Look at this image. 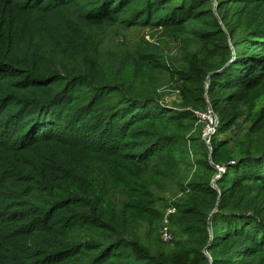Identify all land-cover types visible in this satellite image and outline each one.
I'll use <instances>...</instances> for the list:
<instances>
[{
	"label": "trees",
	"instance_id": "trees-1",
	"mask_svg": "<svg viewBox=\"0 0 264 264\" xmlns=\"http://www.w3.org/2000/svg\"><path fill=\"white\" fill-rule=\"evenodd\" d=\"M214 5L0 0V264H98L108 254L114 264H264V103L249 110L246 131L238 122L243 105H258L250 93L264 82V0ZM119 24L161 25L180 34L188 59L178 68L186 79L180 104L161 103L146 86L134 89L131 81L147 65L171 66L153 62L158 54L148 46L117 60L116 70L125 76L113 71L114 77H100L98 35ZM194 39L212 46L207 59L188 57ZM76 84L86 89L75 92ZM207 103L219 110V131L236 123L244 131V138L234 140L214 133L211 155L197 112ZM87 116L95 139L75 126ZM194 126L198 132L188 135ZM107 133L118 139L107 140ZM197 142L204 149L190 161V143ZM59 149L71 152L62 155ZM180 159L196 171L181 182L189 193L176 203V237L166 242L152 227L143 234L141 226H152L160 216L151 179L170 171L179 175ZM216 163L226 166L217 187ZM64 188L76 213L71 221L77 218L89 239L53 224L37 225L30 211L11 210L36 195L57 201ZM33 212L42 214V208ZM8 213L14 224L9 230Z\"/></svg>",
	"mask_w": 264,
	"mask_h": 264
},
{
	"label": "rangeland",
	"instance_id": "rangeland-1",
	"mask_svg": "<svg viewBox=\"0 0 264 264\" xmlns=\"http://www.w3.org/2000/svg\"><path fill=\"white\" fill-rule=\"evenodd\" d=\"M214 8L216 9L217 0H214ZM239 17V14H237L236 19ZM220 21L224 25L223 19L220 18ZM226 26V25H225ZM100 30L94 31L98 32ZM99 39V46H100V62L102 63L103 67L101 68L103 71V75L100 76L102 79L105 78V76H113V71H116L118 76H125L123 73L116 70L119 64L117 60L120 58H123V55L129 51V52H135L138 48L148 46V48H151V51H155L158 56L157 58L159 60L153 61H164L167 64H171L168 68L160 67V66H152L147 65L144 68L143 73L141 72V77H139L136 80H132L134 85V89L145 87L148 89V91L152 92L156 97H158V100L161 103H164L165 105H174L180 104L183 100L182 96V88L186 82V79L183 77H180V72H178V68L182 66H185L188 63V59L184 56V52L182 53V45L183 40L180 37L179 33H176L175 31L168 32L167 28L161 26V25H153V24H147V25H133V26H125V25H117L115 27H108L106 29H103L100 31V34L98 35ZM147 45H146V44ZM193 44V46H192ZM191 47L188 49L187 55L189 58H208V53H210L213 49L212 46L209 43L206 42H200L197 40H193V42H190ZM147 64V63H144ZM130 81V80H129ZM129 82V84L132 86V83ZM74 88H76L75 92H79L82 90H85L86 87L76 84L74 85ZM133 88V87H132ZM250 98L254 100L258 105H243L245 108V114H242L241 117L238 119V122L241 123V125H244V131H246L247 126L251 122L248 118L247 114L249 110H254V107H261L264 103V82L261 83L259 86H257L255 89H253L250 93ZM208 104V103H207ZM214 111V113L218 117V123L220 125V113L218 108L215 110L212 104H208L206 107V110H199L198 115L201 117L200 120L204 121L203 130L207 127L208 123V114L210 113L209 110ZM94 114V113H93ZM92 114V115H93ZM81 118L78 122L75 123V126L77 127L78 131L90 135L92 138H96V134H93V129L88 127L86 125L87 119ZM227 118V115H226ZM66 119V117H64ZM65 122V121H64ZM63 122V123H64ZM218 125V127H219ZM238 123L234 124L231 127H222L219 131L217 128V131L215 134H217L218 138H234L242 137L244 138V131L239 130L240 128L237 126ZM241 127V126H240ZM239 128V129H238ZM2 129L0 128V132ZM65 131V130H64ZM198 130H196V126H194L193 130L188 132V135L197 133ZM241 133V134H240ZM235 136V137H234ZM107 140L113 138L118 139L117 136L107 133L106 136H104ZM202 137H203V131H202ZM241 138V139H242ZM90 140V138H89ZM205 141V139H204ZM190 143V152H189V159L190 161L192 158L196 157L198 153H201V151L204 149L203 145ZM206 143V141H205ZM235 143V141H234ZM234 143L231 144L234 145ZM58 152L62 155L71 152L70 150H61L59 149ZM73 152L76 155L84 157L82 155V151L78 150L76 147H74ZM98 152H102L101 150H98ZM212 152V151H211ZM101 155H104V153H100ZM209 155L210 149H209ZM129 162L126 160H121V164H128ZM149 163L155 164L159 166L161 165L157 160H152ZM196 171L195 165H191L187 160H181L178 164V172L179 175H176L174 172L170 171L168 174H157L155 178H152L151 181L153 183L152 185V197H154L156 200V207L160 211V216L158 215L157 223L150 224L149 221L142 223L141 231L144 233V230L147 228H151L154 231V233H158L160 237H162V228L164 224L166 223L165 218L167 211L169 207L174 206L176 208L175 212L177 211V205L179 201H182L183 196H186L189 192V188H183L181 187L182 183H187L192 176L194 175V172ZM126 178L125 175H120L119 179L122 181ZM177 180V181H176ZM76 182L72 179L70 185H74ZM68 184V183H67ZM65 187V185H63ZM122 189H125L127 186L121 185L119 186ZM71 192L74 194L75 190L73 188H70ZM63 194L57 199V201L52 200V202L47 203L45 201H40L39 197L31 196L29 198V202L26 205H15L14 208L11 210H14V212H17L19 209L21 210H27L30 211V218H36L38 219L37 225L42 224H53L58 226L60 229L61 227L65 228L64 230H67L69 232L71 231H78L82 232L80 239H89L90 236L87 235V230L83 229L81 226H79V222H77V218L72 219L71 216L76 215V213L73 211L74 206L72 204L68 203V199L71 198L66 193L65 188L62 190ZM120 197L125 201L127 199L126 193L120 194ZM186 199H184L185 201ZM55 207V210L53 208ZM38 207L42 208V214H37L33 211L37 210ZM172 212L169 215V224L170 228L173 233V238L176 237L175 230L177 231L178 226L174 224L173 220L176 219L175 215H173ZM42 218V221H39V218ZM4 224L8 225L6 228L9 230V227H12L13 220L10 219L9 213L7 214V219L4 222ZM36 225V226H37ZM67 227V228H66ZM165 240L166 242L171 241ZM68 239L66 238V241ZM205 253L211 257L210 252L204 248L203 249ZM85 254H80L78 256V261L82 259L83 256H91V252H84ZM112 255L106 256L107 258H103L101 262H98V264H114L113 260H109ZM74 258H71L73 260ZM112 259V258H111ZM70 259H68L67 262H69ZM26 261L27 263L29 261ZM30 264V263H29Z\"/></svg>",
	"mask_w": 264,
	"mask_h": 264
},
{
	"label": "built area",
	"instance_id": "built-area-1",
	"mask_svg": "<svg viewBox=\"0 0 264 264\" xmlns=\"http://www.w3.org/2000/svg\"><path fill=\"white\" fill-rule=\"evenodd\" d=\"M198 111L199 110H197V112ZM209 112H210L208 114L209 120L207 123V127L203 130V138L205 139L208 148L211 150L212 149L211 138H212V135L217 131L219 123H218V117L214 113L213 109L209 110ZM216 167L218 171L215 176L220 177L223 171H225L226 166L224 164L216 163ZM175 210L176 208L174 206H171L169 207L167 211L166 218H165L166 223L164 224L162 228V237L165 240H170L173 237V233H172V230L169 224V215L172 212H175Z\"/></svg>",
	"mask_w": 264,
	"mask_h": 264
},
{
	"label": "water",
	"instance_id": "water-1",
	"mask_svg": "<svg viewBox=\"0 0 264 264\" xmlns=\"http://www.w3.org/2000/svg\"><path fill=\"white\" fill-rule=\"evenodd\" d=\"M211 151H212V149L210 150V153H211ZM218 178V176H214L213 178H212V184H213V186H215V187H217V184H216V179Z\"/></svg>",
	"mask_w": 264,
	"mask_h": 264
}]
</instances>
